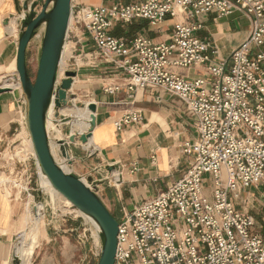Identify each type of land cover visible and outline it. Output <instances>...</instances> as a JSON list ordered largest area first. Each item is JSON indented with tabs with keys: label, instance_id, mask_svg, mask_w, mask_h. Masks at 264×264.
<instances>
[{
	"label": "built area",
	"instance_id": "built-area-1",
	"mask_svg": "<svg viewBox=\"0 0 264 264\" xmlns=\"http://www.w3.org/2000/svg\"><path fill=\"white\" fill-rule=\"evenodd\" d=\"M237 8L252 17L250 34L228 59L214 61L216 47L197 35L199 17ZM18 14L23 18L24 10ZM168 16L176 21L167 41L110 33L117 22L143 18L156 25ZM76 17L104 59L121 57L129 92L168 91L196 120L197 136L183 146L192 155L186 175L120 216L114 264H264V236L234 204L244 188L264 179V0L116 2L81 7ZM206 63L207 76L173 71ZM143 119L128 111L115 127Z\"/></svg>",
	"mask_w": 264,
	"mask_h": 264
},
{
	"label": "crops",
	"instance_id": "crops-1",
	"mask_svg": "<svg viewBox=\"0 0 264 264\" xmlns=\"http://www.w3.org/2000/svg\"><path fill=\"white\" fill-rule=\"evenodd\" d=\"M25 1L0 0V68L12 69L8 75L0 77V88H9L0 91V144L23 130L28 132L25 101L16 84L17 50L22 25L18 10L22 9ZM133 1L142 0H72V16L65 43V52L67 48L70 50L68 61L74 60L73 66L66 69L77 73L73 84L82 83L81 94L87 98L84 107L89 102L96 103V124L91 138L86 142L80 139V134L86 132L77 128L74 122L61 123L62 137L67 138L71 133L77 135L76 141L70 142L71 171L79 177L92 176L94 180L100 181L98 195L115 217L122 216L124 211H131L136 203L154 197L182 179L192 161V155L186 154L183 146L186 142H193L197 136L195 117L178 96L154 87H138L129 92L125 86L123 67L120 66L121 57L111 61L104 59L76 17V12L81 7ZM175 21V18L168 16L154 25L147 19L138 18L131 23H115L110 33L127 41L144 35L158 43L170 39ZM199 21L202 27L197 35L216 47V51L211 53L214 61L228 59L232 51L249 36L253 24L252 17L238 8L226 14L209 12L201 15ZM13 22L16 24V31L12 30ZM36 38L38 34L27 46V64L31 44ZM35 43L33 50L40 56L42 41ZM173 71L188 78L208 75L207 63L195 67H173ZM111 85H118L120 88L115 92L107 91L106 88ZM86 110L88 114V108ZM132 110L141 112L143 122L118 131L115 121ZM56 144H59L58 141ZM110 165H115V169L109 170ZM114 177H118L117 183H113ZM234 204L238 210L254 219L255 230L264 236V179L244 188ZM40 211L41 209L39 213ZM26 213V206L22 202L17 204L7 189L0 185V237L12 238L18 234V242L27 229V225L20 227ZM39 213L34 221L38 219ZM69 222V226L64 224L66 229H58V232L49 227L48 238L52 240L56 238V233L61 236L67 231L74 238L81 236L78 223L71 220ZM39 234L40 228L37 239L32 236L30 240L32 246H37ZM62 237L65 253V250L69 251L71 240L66 234ZM16 241L12 249L21 258V253L15 247ZM29 255H32L31 251ZM86 258L87 256H82L81 261ZM49 261L51 257L44 254L38 264H50Z\"/></svg>",
	"mask_w": 264,
	"mask_h": 264
},
{
	"label": "water",
	"instance_id": "water-1",
	"mask_svg": "<svg viewBox=\"0 0 264 264\" xmlns=\"http://www.w3.org/2000/svg\"><path fill=\"white\" fill-rule=\"evenodd\" d=\"M39 8V9H37ZM22 18L17 50V73L21 93L25 101L26 126L35 152L38 167L48 177L51 185L82 212L90 215L100 226L101 253L97 264H114L117 249L118 219L104 204L98 195L99 182L93 177L86 181L64 169L56 160L51 150L47 130L48 110L56 96V109L62 107L64 93L73 85L77 73L67 70L65 77L58 80L69 23L72 16V0H26L22 6ZM22 9L18 13H22ZM43 28V38L38 69L35 79L30 75L26 52L31 39ZM9 89L0 88V91ZM93 111L89 120V129L80 134L82 142L91 136L96 124V103L89 102ZM76 134L58 140L60 154L71 160L70 142L76 141ZM110 165L109 170H114ZM91 184V185H90ZM36 214L37 207L31 205ZM49 212L50 210L47 209ZM12 264H22L21 258L13 251Z\"/></svg>",
	"mask_w": 264,
	"mask_h": 264
},
{
	"label": "rangeland",
	"instance_id": "rangeland-1",
	"mask_svg": "<svg viewBox=\"0 0 264 264\" xmlns=\"http://www.w3.org/2000/svg\"><path fill=\"white\" fill-rule=\"evenodd\" d=\"M37 34L38 38L34 39L31 44L28 64V69L33 79L36 77L40 58L39 53L33 50V46H35V42L42 41L43 28H40ZM69 51V48H67V51L65 52L61 61L58 74L59 81L66 76L65 72L68 70L66 68L71 67L74 64L73 59L68 61ZM11 70V67L0 68V77L8 75V73H10L9 71ZM81 84L82 83L77 82L72 85V88L69 91L70 96L63 99V104L61 106H85L87 98L83 97L81 94ZM60 113L64 112L56 109L55 116L59 121L52 120L51 137L53 140L56 139L57 135L60 137L61 131L63 133L61 128L62 121L69 123L74 122V125L77 128L83 129L81 128L80 124H75V120H73L70 114L68 115V113H64L67 115L62 116ZM57 128H60L61 131L57 130ZM29 137V132H25V130H23L22 133L12 136L10 139L5 140L0 144V185H3L5 189H7V191L15 198V202L17 204L22 202L23 206H26L27 213L20 225L21 228L27 225V230H29L30 226L35 220L37 213L35 214L31 210V205L35 203H42L44 205V214L40 217L41 221L38 243L33 254L32 249H34V244L32 246V242H17L16 240L18 234L12 238L0 237V264H12L14 251L12 246L15 241L17 242L15 247L18 248L19 252L21 253L22 264H38L42 260L44 254L51 257V261H49L50 264H97L102 245L99 231L90 220L80 214L79 210H76L77 208L74 205L71 203H63V198H61L55 189L50 187L48 191L43 186H41V175L33 154L31 142L29 143ZM58 156H61L59 151ZM66 164L71 171V165L69 161H66ZM81 178L85 181L87 179V177L84 176ZM112 180L113 183H117L115 177ZM47 209H49L50 212H48ZM116 218L120 220V215H116ZM69 220L75 221L76 224L78 223V229L81 236L74 238V236L69 234L71 232L67 231L66 233H61V236H58V233H56L54 235L56 238L52 240L48 238L47 231L49 227L52 229V231L58 232V229H66L64 224L66 226L71 224ZM65 234L66 236L70 237L71 245L68 247L69 251L65 250L64 253L62 236ZM85 245H87V247H85ZM30 251L33 255H31L29 258ZM82 256H87L86 260L81 261Z\"/></svg>",
	"mask_w": 264,
	"mask_h": 264
},
{
	"label": "bare ground",
	"instance_id": "bare-ground-1",
	"mask_svg": "<svg viewBox=\"0 0 264 264\" xmlns=\"http://www.w3.org/2000/svg\"><path fill=\"white\" fill-rule=\"evenodd\" d=\"M11 26H12V30L13 31H16L17 28H16V24L14 22L12 23ZM65 46H66V44H65ZM65 46H64V50H63L62 59H63L64 54H65ZM58 80H59V78H58ZM16 84L19 85V87H20V80H19L18 73H17V82H16ZM20 90H21V87H20ZM61 96L62 97H65V98L69 97L70 96L69 91L67 93H65L64 96L63 95H61ZM55 101H56V96L54 95L53 96V100H52L51 105H50L49 110H48V115H47V130H48L49 137H50L51 150L53 152L54 157L58 161V163L64 169L70 171V169L68 168V166L66 164V161L68 160V158L64 157L62 154H61L60 157L58 156V151L60 152V144L57 145L56 142H55V140H59V139H62L63 138L62 137V131H61V129L60 128H57V130L61 131L60 137H58V135H57V137H56L55 140H53V138L51 137V124H52V120L53 121H59L58 119H56V116H55V111H56V103H55ZM86 108H88V110H89V113L88 114H87ZM59 110L62 111V112H64V113H68V115L71 114L74 117L75 124H80L81 125V128H83L82 130L84 132H87L88 131V129L90 127L89 120L91 119V113H93V111L88 107V105L86 107H80L78 105H66V106H62L61 108H59ZM90 138L91 137H89L88 139H90ZM30 142H31V139H30ZM31 145H32V142H31ZM32 148H33V145H32ZM33 154L35 156L34 150H33ZM39 171H40L41 180H42V185L41 184L40 185L43 186L48 191H49L50 187H52L53 189H55L51 185L48 177L41 171L40 168H39ZM55 191H57V190L55 189ZM58 193L61 196V198H63L62 199V200H64L63 203H65V204L71 203L72 204V202L69 199L65 198L60 192H58ZM35 205L37 207V213H39V209H41V211H40L41 213H39L38 219L33 222V224L30 226L29 230L26 229L24 231L22 237L20 238L19 241H23L24 243L30 242L32 236H35V238L37 239V234L39 232L40 221H41V218L40 217L44 214L45 208H44V205L42 203H35ZM76 210H79V209H76ZM79 213L82 214L84 217H86L88 220H90L95 225V227L97 228V230L100 231L99 224L90 215L82 212L81 210H79ZM36 239H35V243H36ZM34 247H35V245H34ZM33 251H34V249H33ZM30 257H31V255H29V258ZM23 264H29V263H23Z\"/></svg>",
	"mask_w": 264,
	"mask_h": 264
}]
</instances>
